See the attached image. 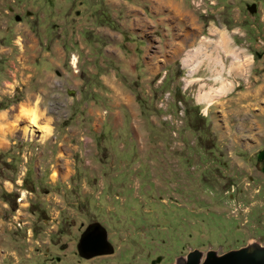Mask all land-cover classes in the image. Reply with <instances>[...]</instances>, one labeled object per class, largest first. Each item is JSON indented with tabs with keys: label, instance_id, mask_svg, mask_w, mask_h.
Instances as JSON below:
<instances>
[{
	"label": "rangeland",
	"instance_id": "rangeland-1",
	"mask_svg": "<svg viewBox=\"0 0 264 264\" xmlns=\"http://www.w3.org/2000/svg\"><path fill=\"white\" fill-rule=\"evenodd\" d=\"M110 1L0 0V264H179L193 250L203 258L209 251L219 256L264 247V178L261 205L244 221L233 219V202L213 196L208 184L212 175L228 173L220 159L210 158L225 151L234 181L242 180L240 174L243 182L261 176L239 153L264 144V103L247 108L246 116L221 105L251 90L254 77L264 81L257 68L264 0H177L184 65L182 56L173 58L167 18L160 47L148 46L149 53L161 54L162 71L147 78L141 76L144 61H131L125 52L126 38L116 41L123 52L116 60L102 54L107 38L101 27L119 32L124 15L114 9L118 0ZM55 40L59 58L51 52ZM27 42L38 44V57L35 66L19 68L14 81L5 72L12 70L13 56L27 55ZM198 43L200 52L221 56L222 70L210 71L206 59L195 67L191 55ZM208 87L215 89L204 110L195 101ZM129 98L128 108L112 101ZM18 106L33 108L39 126L51 127L46 139L23 137L29 119H16ZM67 150L71 158L64 156ZM220 211L229 222L225 234L215 228ZM92 223L103 227L113 252L83 259L76 245Z\"/></svg>",
	"mask_w": 264,
	"mask_h": 264
},
{
	"label": "crops",
	"instance_id": "crops-1",
	"mask_svg": "<svg viewBox=\"0 0 264 264\" xmlns=\"http://www.w3.org/2000/svg\"><path fill=\"white\" fill-rule=\"evenodd\" d=\"M130 1H132V2L129 3L126 0L125 1L124 0H118L117 6L120 8L114 7V9L119 10L121 12V14H124L123 18L120 20L121 24H120V31L119 32L114 31V32L110 33V31H113V30H108L104 27H101L102 30L100 31V35L107 38V40H105V39L103 40L104 42L102 41V43H103V47H102L103 56L105 55V57L113 58L116 60L118 58V56H121V54H123V52H121V50L116 46L117 45L116 41L117 40L123 41L126 38V40H128V41L125 40L126 42L124 43L126 45L125 52H128L132 56L131 61H135V62H136V60H141V61L143 60L144 61V64L142 66V71L144 69L145 75H141V76L147 78L148 76L158 75V71H159L158 70V68H159L158 61L161 58V54L159 52L149 53L148 46L149 45L150 46L156 45V46L160 47V44H159L160 40H161L160 38H165L167 36L166 22H167V18H170L171 19V36H172V42H173L172 43L173 44V46H172L173 58H176L178 55L182 56V57H180V59H181V63L184 65V59H183V48L185 45L184 44L185 37L183 34L184 21H183V10H182L179 2L177 0H130ZM105 2L109 3L111 1L105 0ZM138 3H140V5L138 6V7H140V9L136 12V4H138ZM132 4H133V6H131ZM142 6L147 7V10L150 12V14H149L150 17H148L147 13L143 12L144 10L141 11ZM130 12H132L133 15L129 16ZM137 17L141 20L140 21L136 20ZM263 26H264V23H263ZM142 28H144V29L142 30ZM261 30H262V33L260 35L263 36L264 35V29H261ZM178 31H179V33H178ZM96 32H97V28H96ZM123 32L131 35L132 37H130V36L126 37L125 35H123ZM118 33L120 34L119 37L117 35ZM198 35H199V33H198ZM99 39H101V38H99ZM57 41H59V40L52 41L51 42L52 45L51 44L50 45L53 48L51 52L55 53L56 57L59 58L61 56V49H60L61 46H60V44H57ZM45 42L46 41H43L42 46H45V44H46ZM22 45L23 44L21 43V46ZM25 45H26V49L23 48V51H27L28 52L27 55H23L21 53V54H17L15 56H13L14 59L12 61H9V62L14 61L16 64L13 63L10 66L12 70H6V72H5L6 77H12L14 79V81H16L15 80L16 77H20V75H21V73H19V71H17V70H19V68L26 67V64H28L29 66H32V65L35 66V58L38 57V55L35 54V52H36L35 47L38 45L37 43L27 42V43H25ZM106 47L109 49H106ZM113 51H115V52H113ZM117 51L119 53H117ZM222 52H221V54H224ZM47 56L48 55H40L39 58L40 59L45 58V60L47 62L58 64V63L54 62L49 56L48 57ZM191 56L196 63L195 67L199 66L200 64H203L204 59H206V60H208L207 64H208L210 71L212 69L215 70L216 66H218L220 68V70H222V68H223V65H221L222 63L220 62L221 56L218 55L219 59H216L215 55H212L210 50H208V53L200 52L199 43L197 44V49L196 48L193 49V54ZM231 56H232V54H231ZM56 57H55V61H56ZM73 58H75V57H73ZM6 61L7 60H5L3 63H5ZM117 61H119V60H117ZM261 61H262V64L257 62V68L261 69V71L263 72L264 71V52L261 54ZM3 63H1V64H3ZM133 68H134V66H132V69ZM20 70L22 71L23 69H20ZM25 70H28V67L25 68ZM161 71H162V69L159 72L161 73ZM105 78H107V77H105ZM104 79H102V82H104ZM254 79H255V81L254 82L252 81L253 86H252L251 90L240 91L239 95L235 94V98H234L235 100L234 101H232L230 98L225 99L224 104H222L221 106H223V108H225L227 111L228 110L231 111L232 109L235 108L234 110H236V114L242 113V115L245 114V116H246V114H248V111H249L247 108H249L250 106H254V105H257V106L262 105V103H264V81L261 82V79H259L258 77H254ZM46 81L47 82L51 81V76L46 77ZM79 84H81V83H79ZM214 89H215V87L214 88L208 87L207 91H203L201 94L199 93L198 99L195 101V104L202 105V107H201L202 109L208 110L211 106V103H209L205 99V97L207 96V94H208V96L212 95L213 94L212 91ZM109 91H110V89H109ZM113 91L115 92L114 89H113ZM68 92H69V94L70 93L72 94L73 91L70 90ZM120 92L123 93L122 90H120ZM227 92H228L227 90L224 91L222 95L226 94ZM125 95H127V94H125ZM248 97H249V101H253L254 103L248 102L245 105L243 101H246L244 99H248ZM112 101L114 102V104L116 106L123 105L122 107H124V108L125 107L128 108L129 104H131L130 98H129V103H126L122 99H115V100L112 99ZM233 106H234V108H233ZM237 110L240 112H237ZM256 114L258 115V113H256ZM250 118L255 120L254 116H252ZM112 121L113 122H115V121L119 122L115 126L121 125V122H122V120L119 118H117V119L115 118ZM131 133H132V131H131ZM64 138H66V137H64ZM71 153L72 152L70 150L64 151V156L68 157ZM69 158H71V155L69 156Z\"/></svg>",
	"mask_w": 264,
	"mask_h": 264
},
{
	"label": "flooded vegetation",
	"instance_id": "flooded-vegetation-1",
	"mask_svg": "<svg viewBox=\"0 0 264 264\" xmlns=\"http://www.w3.org/2000/svg\"><path fill=\"white\" fill-rule=\"evenodd\" d=\"M245 143L248 142L245 141ZM227 153L229 152L225 151L223 155L219 154L216 156H210V158L215 157L217 159H220L221 167H225L226 169H229V171H226L228 172L227 174L225 172H218V175H212V177H209L208 184L212 188L211 194L213 196H218V199L223 201L228 200L227 202H233L235 206V214L233 219L239 217L241 221H244L249 215H251L252 210H256L261 205L260 193L262 187L260 186V183L264 178V144L259 145L258 149L252 151V153L246 154V151H242L241 153H239L240 157L244 158L250 164L251 169L261 175L260 177L256 178L247 176V181L245 182H243L244 180L242 174H240L242 179L241 181L236 182L233 180L235 175L231 176L230 169L235 168L230 164L232 158L231 155ZM232 154L235 155L234 152ZM235 156L239 157V155ZM196 160L198 161L200 159L196 158ZM211 162L214 163L217 161ZM243 164L244 167L247 166L246 162L244 161ZM217 214L221 216L216 217L219 223L218 225H215L216 232L219 234H225L229 231V227H227L229 225V222L222 220V216H225L223 212L220 211ZM240 216L242 217L240 218Z\"/></svg>",
	"mask_w": 264,
	"mask_h": 264
},
{
	"label": "water",
	"instance_id": "water-1",
	"mask_svg": "<svg viewBox=\"0 0 264 264\" xmlns=\"http://www.w3.org/2000/svg\"><path fill=\"white\" fill-rule=\"evenodd\" d=\"M250 14L255 12V5L247 7ZM113 248L106 239V232L98 223H92L85 227L80 234L76 253L83 259L95 256L112 254ZM179 264H264V247L250 246L237 250H231L219 256L212 251L206 252L202 258L198 251L187 253L185 260Z\"/></svg>",
	"mask_w": 264,
	"mask_h": 264
},
{
	"label": "bare ground",
	"instance_id": "bare-ground-1",
	"mask_svg": "<svg viewBox=\"0 0 264 264\" xmlns=\"http://www.w3.org/2000/svg\"><path fill=\"white\" fill-rule=\"evenodd\" d=\"M76 63V59L72 58V65L74 66V64ZM113 89L115 90L116 94H117V90L114 86H112ZM120 94V93H119ZM122 96V95H121ZM125 98V97H124ZM128 99V97H126ZM129 102V100H128ZM18 114L16 116V119L21 117V116H26L29 120H28V125H26L24 128H22V135L23 137L27 138V139H33L35 137H37L39 139V141H43L44 139H46V137L48 136V134L51 131V127H40L38 124V114L34 109H31L29 112H24L22 106L18 107ZM22 109V110H21ZM38 133V134H36Z\"/></svg>",
	"mask_w": 264,
	"mask_h": 264
}]
</instances>
